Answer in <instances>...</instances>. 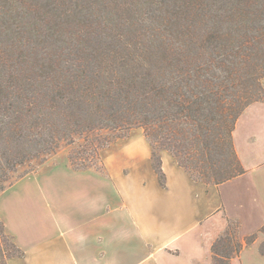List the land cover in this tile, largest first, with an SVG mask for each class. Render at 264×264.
<instances>
[{"label":"trees","instance_id":"trees-1","mask_svg":"<svg viewBox=\"0 0 264 264\" xmlns=\"http://www.w3.org/2000/svg\"><path fill=\"white\" fill-rule=\"evenodd\" d=\"M141 1L138 7L126 6L130 24L117 36L124 42L121 54L127 62L145 68L144 77H24L47 61L37 62L41 44L45 47L49 42L50 49L66 38L77 43L83 40V28L77 29L76 21L85 26L79 18L89 21L90 13L76 11L93 4L89 7L100 12L113 3L0 0V193L11 185L19 167L45 160L61 144H73L75 137L85 138L93 151L94 145L104 148L114 140L91 135L96 131L122 134L119 139L133 128L143 129L156 149L153 159L158 164L153 169L164 186L157 150H167L177 160L195 156L204 161L206 116L213 112L221 116L226 128L234 122L230 139L239 166L216 185L245 172L232 133L247 107L264 103V0H224L215 5L224 15L204 14L203 8L211 6L207 0ZM149 5L157 8L147 12ZM49 61L55 65L53 59ZM89 147L80 151L79 158L70 155L74 170L91 168L86 164ZM78 160L83 161L78 164ZM238 230L230 222L213 244L214 264H230L255 242L257 235L242 242ZM12 240L0 221V264L23 256Z\"/></svg>","mask_w":264,"mask_h":264},{"label":"crops","instance_id":"crops-1","mask_svg":"<svg viewBox=\"0 0 264 264\" xmlns=\"http://www.w3.org/2000/svg\"><path fill=\"white\" fill-rule=\"evenodd\" d=\"M232 141L245 172L219 185L195 181L167 152L164 186L149 156L126 176L41 169L0 196V221L23 252L9 264H213L230 222L242 242L257 235L230 264H264L263 102L238 118Z\"/></svg>","mask_w":264,"mask_h":264},{"label":"rangeland","instance_id":"rangeland-1","mask_svg":"<svg viewBox=\"0 0 264 264\" xmlns=\"http://www.w3.org/2000/svg\"><path fill=\"white\" fill-rule=\"evenodd\" d=\"M136 1L137 3L135 4L133 0H110L111 4L113 3L112 7L104 9L100 6V12L92 10L89 7V5L94 6L93 4L85 5L88 10L79 9V11H76L78 13L83 11L81 13L84 15L90 13V17L87 16L90 18L89 21H85V17L79 18L80 21L84 20L82 22L87 23L86 25L88 26L85 25L80 27L81 23L78 25V21H76L77 29L83 28V40L77 43L66 38L65 41L53 44L50 49L47 46L49 42L45 44V47L44 44H41L38 50L41 54L37 56V62H40V59H45V61H47L45 63H42V61L40 69L37 67L35 73L26 72L27 76L24 77H140L141 75L144 77L145 68L136 65V62H127L128 60L121 54L120 49L124 45V42L120 40L121 38L118 39L117 36L119 33L120 35L123 34L125 32V27L130 24L127 19L128 12L124 9H126V6L129 7L130 3L133 8L138 7V4L140 6L142 1ZM161 1L162 0H155L153 3H160ZM207 1L211 6L203 8L204 14H225L215 7L216 4L224 3V0ZM117 7L119 9H117ZM152 8H157V5H149L147 12H152ZM97 12L99 14H97ZM214 32L220 33V30H215ZM203 53L207 54L206 51ZM208 54H210V51H208ZM48 59L51 61L53 59L55 65L52 66V63H50ZM23 69L26 70L27 65L23 66ZM262 86L264 89V79L262 80ZM208 115L206 116V123L208 125L205 124L208 145L203 146L204 157L201 159L204 161H197L195 156L190 158V160H186L185 158H179L177 160L171 152L158 149L157 156L161 160V168L162 153L167 152L178 164L180 162L186 167V169H184L195 181L202 182L206 185H216L218 181H223L237 172L239 169L238 161L232 150L230 139V132L234 122H230L229 126L226 128V125L221 121V116L217 112ZM123 134L127 135L118 139L116 137L122 134H114L108 131H96L91 135L108 136L114 140L112 139L113 142L107 144L104 148H99L97 145H94L92 148L93 151H91L89 143L85 142V138L75 137V142L73 144H61L60 148L55 153L47 156L45 160H33L19 167L17 173L11 180V185L8 186L6 190H10L15 185H19V183L24 181L23 179L37 177L39 171L47 166L61 165L63 163H68V165L70 164L71 166L69 159L70 155L74 153L79 158L81 155L80 151L84 147H89L88 154L86 155L88 157L86 164L91 167V170L95 172L98 171L102 176H107L109 170L116 174L120 168L123 169V174L125 176L131 175L132 170L137 169V165L145 163L143 161L146 156L147 158L149 156L151 160L150 170L155 173L153 166L158 164V162L153 159V152L156 149L153 148L151 142L145 136L143 129L133 128L131 131L124 132ZM219 137L222 139V144ZM90 141H92V139ZM146 145L150 147L149 153L143 150V146L145 148L147 147ZM205 147H209V150H206ZM131 154L135 156L132 169H130ZM78 161L79 164L81 163L80 161L83 160ZM71 168L73 167L71 166ZM2 193L3 192L0 193V196ZM10 250L11 252L14 251L11 246Z\"/></svg>","mask_w":264,"mask_h":264}]
</instances>
